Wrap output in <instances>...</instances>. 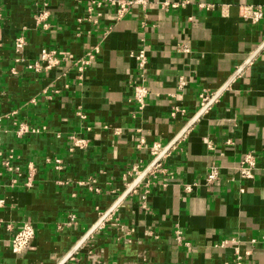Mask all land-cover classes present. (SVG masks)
<instances>
[{
    "label": "crops",
    "instance_id": "1",
    "mask_svg": "<svg viewBox=\"0 0 264 264\" xmlns=\"http://www.w3.org/2000/svg\"><path fill=\"white\" fill-rule=\"evenodd\" d=\"M182 1L145 0L117 19L89 0H0V264H234L236 253L264 264V0L161 6ZM241 6L260 8L261 20H243ZM98 42L78 78L70 59ZM42 47L62 59L35 72L27 64ZM141 48L149 96L138 110L130 54ZM203 88L214 93L199 107ZM171 105L187 116L170 118ZM20 124L36 132L18 136ZM153 143L166 152L156 172ZM248 151L257 167L246 181ZM210 165L220 173L206 184ZM136 166L140 176L128 173ZM24 222L35 237L14 253L7 226Z\"/></svg>",
    "mask_w": 264,
    "mask_h": 264
},
{
    "label": "built area",
    "instance_id": "2",
    "mask_svg": "<svg viewBox=\"0 0 264 264\" xmlns=\"http://www.w3.org/2000/svg\"><path fill=\"white\" fill-rule=\"evenodd\" d=\"M90 3L95 8H103V7H109L115 10L117 19H120L125 16V14L128 12V10L137 4H144L145 0H89ZM187 3V0H183L182 2H162L161 6L164 9H175L179 7L180 5H183ZM199 7H209L211 4H206L203 6V4L198 3ZM243 7V12L240 13V17L248 22H251L253 24L259 22L263 16L262 10L260 8H254L252 6H241ZM92 7L90 6L88 8V11H90ZM37 18L43 28L48 27V12L46 10H42L40 13L37 14ZM78 22L81 19H77ZM25 45V40L23 36H17L14 39L13 42V52L17 54V57L14 59L16 62L22 61V59L19 56V54L22 53L23 48ZM178 50L183 53H188L190 51L189 46L186 44H181L178 46ZM99 54V42L94 44L91 48L86 50L82 55L76 56L74 58H71L69 61V64L71 68L76 71L77 77L80 78L81 72L85 68H87L91 63L96 59L97 55ZM131 57H133L136 61V66L139 72V81L133 85V91H132V101L135 103L138 110H142L145 106L146 100L149 96V90L144 84L145 80V74L144 70L147 65V56L144 49H140L137 52L131 53ZM61 56L58 53L56 49L49 48V47H42L40 48L38 52V56L36 59H34L30 64H27V67L29 69L34 70L35 72H41V71H50L53 70L60 62H61ZM236 74H234L235 76ZM232 76V78L234 77ZM231 78V79H232ZM184 84V81L182 79L179 80V86H182ZM220 92V91H219ZM214 91H210L206 88H203L198 93V104L199 107H205L206 103L210 99V97L213 95ZM187 116L186 110L177 106V105H171L169 110V117L172 119L176 118H185ZM36 129L29 128V126L20 124L16 130V134L18 136L26 135L28 133H35ZM184 136V133L178 137V140H180ZM177 140V141H178ZM176 141V142H177ZM82 140L73 139L72 146L79 145V143L82 144ZM170 145L168 148L170 149L172 146L176 143ZM163 146H161L159 143H153L151 146V155L152 158H155V162L151 167V172L158 171L161 166L159 163V159L164 157L166 155V152L163 153L162 151ZM162 151V152H161ZM1 155V153H0ZM161 155V156H160ZM5 167H8V161L4 160L2 161ZM257 167V156L253 151L246 152L238 166V175L242 180H252L254 178V172ZM153 168V169H152ZM149 170V171H150ZM141 169H139L137 166L132 167L131 171L128 173H133L134 176H140L141 175ZM147 173V172H146ZM220 173V167L217 165H210L205 176V182L206 184H212L218 179ZM183 191L185 193H191L193 191V187L191 184H185L183 186ZM145 195L143 198H146V195L148 193L147 189H144ZM3 203L2 200H0V205ZM73 220V217L71 218ZM7 229L11 232V238H10V247L12 252L14 253H20L24 250H26L33 238L35 237V230L31 223L24 222L17 228H11V226H7ZM175 238L177 242L181 243L182 236L179 231L176 232ZM228 240H222L214 244L216 247H225L228 244ZM259 242L256 239H252L251 243L255 244ZM260 243L264 246V233L263 237L260 240ZM235 262L234 264H241V257L238 255V253L235 254Z\"/></svg>",
    "mask_w": 264,
    "mask_h": 264
}]
</instances>
